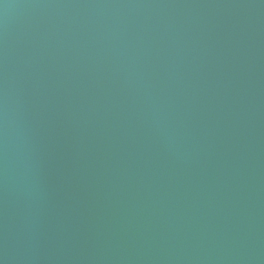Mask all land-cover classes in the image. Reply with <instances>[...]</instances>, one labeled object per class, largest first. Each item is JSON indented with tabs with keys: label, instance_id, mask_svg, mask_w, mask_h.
I'll list each match as a JSON object with an SVG mask.
<instances>
[{
	"label": "water",
	"instance_id": "1",
	"mask_svg": "<svg viewBox=\"0 0 264 264\" xmlns=\"http://www.w3.org/2000/svg\"><path fill=\"white\" fill-rule=\"evenodd\" d=\"M0 264H264V0H0Z\"/></svg>",
	"mask_w": 264,
	"mask_h": 264
}]
</instances>
